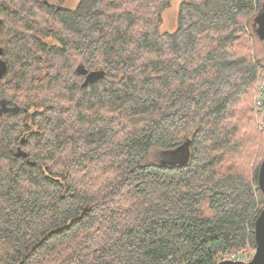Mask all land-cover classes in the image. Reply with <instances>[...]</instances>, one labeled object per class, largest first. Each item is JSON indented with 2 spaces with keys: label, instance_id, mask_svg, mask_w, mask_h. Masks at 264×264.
Masks as SVG:
<instances>
[{
  "label": "trees",
  "instance_id": "obj_1",
  "mask_svg": "<svg viewBox=\"0 0 264 264\" xmlns=\"http://www.w3.org/2000/svg\"><path fill=\"white\" fill-rule=\"evenodd\" d=\"M64 1L0 0V102L18 107L0 115V264L252 257L261 0H184L171 33V0ZM79 67L105 76L82 87Z\"/></svg>",
  "mask_w": 264,
  "mask_h": 264
},
{
  "label": "water",
  "instance_id": "obj_2",
  "mask_svg": "<svg viewBox=\"0 0 264 264\" xmlns=\"http://www.w3.org/2000/svg\"><path fill=\"white\" fill-rule=\"evenodd\" d=\"M257 30L256 34L258 38L264 42V8L260 10L258 17L256 19ZM5 69L0 71V79L3 77ZM79 75L84 76V82L82 87L87 86L88 84H93L96 81L104 78L103 71H93L87 72L83 68L79 67L77 69ZM262 110L264 112V86L262 94ZM18 110L17 106L10 107L6 100L0 102V115L2 114H14ZM25 140V137L22 138L21 143ZM17 157H27V153L22 151L20 148L16 152ZM34 165V163H32ZM257 183L259 191L264 195V157L262 163L258 170ZM254 242H255V253L253 254L252 259L247 262H233V261H221L217 264H264V209L261 210L260 214L254 222Z\"/></svg>",
  "mask_w": 264,
  "mask_h": 264
},
{
  "label": "rangeland",
  "instance_id": "obj_3",
  "mask_svg": "<svg viewBox=\"0 0 264 264\" xmlns=\"http://www.w3.org/2000/svg\"><path fill=\"white\" fill-rule=\"evenodd\" d=\"M183 1L184 0H171L170 8L166 9L162 15L163 22H162L160 31L164 33H171L176 29L178 10H179V6L181 5ZM262 1H260L261 4H262ZM78 3H79V0H65L64 3L60 6H62L63 8L67 10H74L77 7ZM255 15L251 17L250 24H249V31H250L249 34L251 36V44H252V47H251L252 50H251L250 56L253 60L260 63V66L264 69V42L261 41L258 38L257 34L254 32L255 28L253 27V25H254ZM52 44H54V42H52ZM263 86H264V72L259 74V77L256 81L254 94L251 98V104L249 106L251 110L254 111L255 113H259L262 110L260 103L262 101ZM165 160H166L165 155L155 150H152L151 153L149 154V157L146 160V163H149V164L159 163V162H164ZM234 255L236 254L233 253L230 256V258ZM243 255H245L244 257L245 260H250L251 255H249L248 253H244Z\"/></svg>",
  "mask_w": 264,
  "mask_h": 264
},
{
  "label": "built area",
  "instance_id": "obj_4",
  "mask_svg": "<svg viewBox=\"0 0 264 264\" xmlns=\"http://www.w3.org/2000/svg\"><path fill=\"white\" fill-rule=\"evenodd\" d=\"M260 105L262 107V104L261 103H260ZM231 255L232 254L223 257L222 259H220V262L221 261H233V262H243V263H247V262H249L251 260V257H250V260H245L244 259L245 255H242V254L236 253V255H234V256H232L230 258Z\"/></svg>",
  "mask_w": 264,
  "mask_h": 264
},
{
  "label": "flooded vegetation",
  "instance_id": "obj_5",
  "mask_svg": "<svg viewBox=\"0 0 264 264\" xmlns=\"http://www.w3.org/2000/svg\"><path fill=\"white\" fill-rule=\"evenodd\" d=\"M262 1V0H261ZM261 5V6H260ZM57 8L59 9V8H63L62 6H57ZM264 8V0L262 1V4L260 3L259 4V10L257 11V13H256V15H255V18H254V25H253V27L255 28V30H257V24H256V19H257V17H258V14H259V12H260V10L261 9H263ZM64 9V8H63ZM0 68H1V65H0Z\"/></svg>",
  "mask_w": 264,
  "mask_h": 264
}]
</instances>
